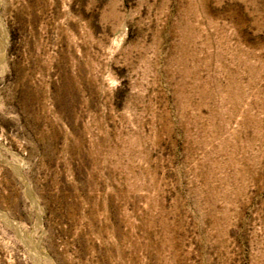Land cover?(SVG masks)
I'll return each instance as SVG.
<instances>
[{
  "label": "rangeland",
  "instance_id": "1",
  "mask_svg": "<svg viewBox=\"0 0 264 264\" xmlns=\"http://www.w3.org/2000/svg\"><path fill=\"white\" fill-rule=\"evenodd\" d=\"M0 264H264V0H0Z\"/></svg>",
  "mask_w": 264,
  "mask_h": 264
}]
</instances>
